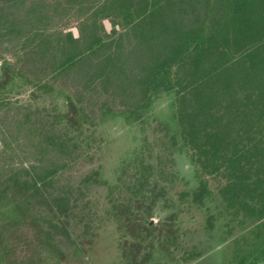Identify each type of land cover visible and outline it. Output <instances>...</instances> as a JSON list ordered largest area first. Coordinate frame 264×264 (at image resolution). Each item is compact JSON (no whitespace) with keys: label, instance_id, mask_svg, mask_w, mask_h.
I'll return each instance as SVG.
<instances>
[{"label":"trees","instance_id":"trees-1","mask_svg":"<svg viewBox=\"0 0 264 264\" xmlns=\"http://www.w3.org/2000/svg\"><path fill=\"white\" fill-rule=\"evenodd\" d=\"M40 1L58 33L30 27L29 75L55 82L84 118L91 104L148 119L172 94L174 119L156 116L159 143L187 152L204 196L230 215L229 264H264V0ZM64 118L59 128L71 126ZM83 123L76 140L60 132L66 150L83 144Z\"/></svg>","mask_w":264,"mask_h":264},{"label":"flooded vegetation","instance_id":"flooded-vegetation-1","mask_svg":"<svg viewBox=\"0 0 264 264\" xmlns=\"http://www.w3.org/2000/svg\"><path fill=\"white\" fill-rule=\"evenodd\" d=\"M52 21L56 25L55 20H34L31 27L46 22L49 31ZM3 23L0 28L9 39L27 33L21 24ZM38 37L19 36L15 52H0L5 106L0 111V143H6L0 148V264H198L226 241L228 248L218 255L229 264L236 229L230 215L217 195L211 200L204 196L202 170L187 152L170 141L159 143L166 139L159 133L156 116L171 122L175 97L161 94L148 119L98 113L90 104L92 113L85 118L76 113L77 122L71 124L77 129L84 121L82 146L75 149L69 144L66 150L58 124L45 130L39 125L44 120L40 112V120L32 119L21 97L13 101L9 95L43 97L45 91L58 88L44 75H29L33 65L27 63L28 56L39 57L38 47L29 43ZM166 96L167 107L157 106ZM40 97L31 98L37 102ZM60 103L63 110L73 106L65 98ZM46 116L70 120L67 113ZM110 121L121 122L134 133L132 147L122 156L114 157L113 149L105 150L106 155L103 151L107 138L101 125ZM76 131L81 134L77 129L68 135L77 137ZM81 155L86 165L82 176H75L71 166ZM183 161L192 167L186 169Z\"/></svg>","mask_w":264,"mask_h":264},{"label":"rangeland","instance_id":"rangeland-1","mask_svg":"<svg viewBox=\"0 0 264 264\" xmlns=\"http://www.w3.org/2000/svg\"><path fill=\"white\" fill-rule=\"evenodd\" d=\"M40 2V5L38 4ZM44 5L41 3L40 0H0V26H4L5 24L3 23V21L5 23H9L11 21L12 25H16L18 27V25L21 24V26H24V28H27V33L24 34H19L20 38L25 37V35H29V33L32 32V30L30 29L31 24H34V20H53L52 16L49 15L47 19H39L40 16V12L45 11L44 10ZM49 8L51 11H53L52 6L47 7ZM33 10L35 12H33ZM73 11V10H70ZM60 11H58L59 13ZM57 13V14H58ZM19 20H22L21 23L19 22ZM70 21V20H69ZM53 22V21H52ZM54 22L52 24V26H50L49 33H51V35H55L56 33H58V31L56 30V27L54 26ZM69 25H73L72 24V20H71V24ZM11 26V24H10ZM27 26V27H26ZM10 30H15L16 27H9ZM4 29L0 28V52H5L8 50V52H15V48L14 46L19 45L18 42V38L17 36L13 37V39H9V37L7 36V33H3ZM47 32V30H46ZM34 33V32H33ZM48 33V32H47ZM46 33V34H47ZM15 41V42H14ZM9 47V49H7ZM5 49V50H4ZM3 50V51H2ZM31 84L28 85L27 89L29 90ZM59 88H52L47 90V93L45 91L43 97H40L39 93H29L28 91V95H23V96H19L18 94L11 92V94H9L12 97V100L14 99L15 101L17 100V98H20V102H22L21 104H24L25 108L27 107V113L32 115L33 117H31L32 119L35 120H40V114L43 116V121L39 123V125L41 126V124L44 125V129H52V127H54V125L59 124L57 121L58 120H52V119H47L48 117L46 116V114L50 115L53 113H67L71 122L75 121L77 122V114H76V110L75 107H73L72 105H69L68 107H66L64 110L61 108V99L62 96L59 95ZM43 91V90H42ZM30 94H32L30 96ZM42 98L41 100L38 99L37 102H33L32 98ZM0 98H2V100H0V111H5V106H4V95L1 94L0 92ZM165 98V97H164ZM170 97H167L165 99H161L158 102H156L157 106H159L160 108H166L168 105ZM13 100V101H14ZM3 101V103H2ZM31 104L32 106L28 105ZM60 106V111H57V107ZM158 107V108H159ZM9 107L7 106V109ZM96 108V107H95ZM97 109V108H96ZM14 110V109H13ZM94 110V109H93ZM104 110H107L104 109ZM17 112H20L19 109L16 110ZM95 112V110H94ZM96 113V112H95ZM60 117V116H59ZM42 118V117H41ZM77 125V124H76ZM77 129H80L81 127L76 126ZM101 128L103 130V133L105 134L107 141L104 143V147H103V151L105 152V150H114V154L116 156H122V154H124L126 152V150H128L130 147H132L133 142H130V137L131 135H134L133 132L130 133L129 128L124 125L121 122L118 121H110V122H105L101 125ZM74 128V126L71 127H63V128H59V131L62 132L63 134H72L73 135V131L77 130ZM77 133V131H76ZM78 135V133H77ZM138 135V134H137ZM1 137V135H0ZM72 137H76V136H71ZM5 142H1L0 143V148L1 150L4 149L5 146ZM149 145H151V143H148ZM82 146V145H81ZM7 148V147H6ZM107 154V152H105V155ZM68 154L64 155L62 157V159L64 157H67ZM104 156V153H103ZM105 158V156H104ZM66 159V158H64ZM83 159V156L81 155L76 161V164L72 165L70 164L71 167H73V172L75 176H82L83 172H84V168L82 166H85L86 164L83 161H80ZM114 159V158H113ZM186 159L188 160V158L186 157ZM69 160V157H68ZM84 163V164H83ZM183 164L185 166L186 169L191 168L192 166L190 165V163H186L185 161H183ZM69 166V167H70ZM82 167V168H80ZM83 169V170H82ZM82 170V171H81ZM219 222V221H218ZM225 239V238H224ZM226 240V239H225ZM219 246V245H218ZM216 247V249L212 252L209 253L208 256L204 257L201 262H199L198 264H226V258L225 256L222 258V255L218 253H220V251L226 250V248H228L229 244L228 241H226V243L221 244L219 247ZM228 252V251H227Z\"/></svg>","mask_w":264,"mask_h":264}]
</instances>
